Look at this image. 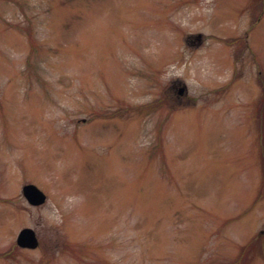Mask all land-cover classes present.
Instances as JSON below:
<instances>
[{
  "label": "rangeland",
  "instance_id": "374dc122",
  "mask_svg": "<svg viewBox=\"0 0 264 264\" xmlns=\"http://www.w3.org/2000/svg\"><path fill=\"white\" fill-rule=\"evenodd\" d=\"M263 92L264 0H0V264H264Z\"/></svg>",
  "mask_w": 264,
  "mask_h": 264
},
{
  "label": "water",
  "instance_id": "95a60500",
  "mask_svg": "<svg viewBox=\"0 0 264 264\" xmlns=\"http://www.w3.org/2000/svg\"><path fill=\"white\" fill-rule=\"evenodd\" d=\"M21 192L31 205H41L46 200L45 193L33 183H25L22 185ZM16 244L20 247H36L37 239L34 230L30 227H23L20 229L16 236Z\"/></svg>",
  "mask_w": 264,
  "mask_h": 264
},
{
  "label": "flooded vegetation",
  "instance_id": "af4514ba",
  "mask_svg": "<svg viewBox=\"0 0 264 264\" xmlns=\"http://www.w3.org/2000/svg\"><path fill=\"white\" fill-rule=\"evenodd\" d=\"M194 40H197L196 43H200L201 42V35L200 34H196L193 35L192 37H188L186 39V43L187 44H191L194 42ZM169 91L171 92L172 95H176V96H183L186 94V87L184 84H180V81L172 80L170 85H169Z\"/></svg>",
  "mask_w": 264,
  "mask_h": 264
}]
</instances>
